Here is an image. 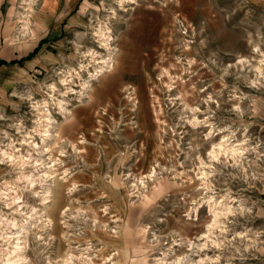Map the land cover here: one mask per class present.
<instances>
[{
	"label": "rangeland",
	"instance_id": "374dc122",
	"mask_svg": "<svg viewBox=\"0 0 264 264\" xmlns=\"http://www.w3.org/2000/svg\"><path fill=\"white\" fill-rule=\"evenodd\" d=\"M0 81V264H264V0H0Z\"/></svg>",
	"mask_w": 264,
	"mask_h": 264
},
{
	"label": "bare ground",
	"instance_id": "6f19581e",
	"mask_svg": "<svg viewBox=\"0 0 264 264\" xmlns=\"http://www.w3.org/2000/svg\"><path fill=\"white\" fill-rule=\"evenodd\" d=\"M130 2L131 3H133L134 2V0H130ZM101 30V29H100ZM102 31V30H101ZM101 31H100V33H99V31L97 32V33H99L98 35H99V37L100 38H102V42H106L107 41V38L109 37H106V33L104 34V33H101ZM104 32V31H103ZM111 39V38H110ZM105 44H103V46H104ZM106 46V45H105ZM110 51V50H109ZM112 51V50H111ZM113 52V51H112ZM110 54H112V53H110ZM94 58V57H93ZM112 58H110V55H109V58L108 59H106V60H104V61H102V63L100 62V67H98V68H96V72L95 73H91L90 74V77L93 79V80H96L101 74H103L104 72H106V69H109V68H112ZM81 67H83V66H81ZM90 78V79H91ZM92 80V81H93ZM65 81V80H64ZM87 81H89V79L87 80ZM66 82V81H65ZM64 82V83H65ZM67 83V82H66ZM83 86V90L85 91H83L82 93H80V98H83L84 96L86 97V94H87V92L86 91H88V89L90 88V83L89 82H85L84 83V85H82ZM74 92V91H73ZM86 93V94H85ZM75 94V93H74ZM62 103V102H61ZM47 104V103H46ZM63 104V103H62ZM61 104H59L58 106H60ZM66 106V105H65ZM38 108V110L40 109V107L38 106L37 107ZM64 108H66V107H61V111H62V109L65 111L64 113L65 114H67L68 113V115L70 114V110H68V109H64ZM46 109H47V107H46ZM44 110V109H43ZM42 110V111H43ZM40 111V110H39ZM46 112V113H45ZM42 113V112H41ZM45 113V114H44ZM42 115H44L43 116V118H44V120H45V125H44V122L42 121V124H40V127H46L47 128V130L45 129L44 130V132L42 133V148L44 149V147H46L48 144H49V142H51L52 140H53V138H55V137H57V135L56 134H54L55 132L54 131H52L51 129H55V126H56V122L52 119V117H51V114L49 113V111L47 110H45L43 113H42ZM41 115V116H42ZM43 120V119H42ZM39 121L41 122V120L39 119ZM58 127V126H57ZM39 131V130H38ZM40 136V137H41ZM225 141H223L222 143H220L219 145H218V147H217V149H213L212 150V152H211V155L213 156V158H216V156L218 155V153L220 154V152H225L227 149H226V145H228V144H226L225 145ZM28 144H31L32 145V147L34 148V149H39V148H41L37 143H34V142H30V143H28ZM30 145V146H31ZM49 146V145H48ZM216 147V146H215ZM229 148V147H228ZM230 149H231V147H230ZM229 149V150H230ZM218 150V151H217ZM237 151H238V149H236ZM44 151H47L48 152V150H44ZM228 152V151H227ZM235 152V151H234ZM233 151L232 152H230L231 154L232 153H234ZM229 153V152H228ZM234 156H235V154H234ZM28 161V160H27ZM26 163V162H25ZM41 165V164H40ZM43 166H42V168L44 169V172H43V174H42V176H41V178L44 180V182H45V185H46V183L49 181L50 182V184L49 185H47L48 186V188L46 189V192H45V194L43 195V193H42V201H43V205L45 206V208H46V206H48L51 202H52V200H51V198H52V196H53V192H52V188L55 186V181H53V176L50 174L51 172V170H52V167L53 166H48L47 164H42ZM26 177V176H25ZM32 177H34V176H32ZM154 176L153 175H148V176H145L144 178H150V179H152ZM28 178V177H27ZM29 178H30V176H29ZM35 178V177H34ZM33 178H31V179H26V180H28V181H30V183L32 184V183H34L35 181V179H33ZM141 185H143V187L145 188V183L143 182V180H142V182H141ZM33 187H35V185L33 184V186H32V188ZM18 199V198H17ZM14 200H16V199H14ZM17 201V200H16ZM214 219H213V221H212V223H210L209 224V226H208V230L207 231H210L211 229H213L215 226H217L218 225V222H219V218H220V215H221V213L222 212H216L215 210H214ZM44 213V212H43ZM42 213V214H43ZM66 213V212H65ZM64 215V214H63ZM52 223H53V221L52 220H48V224H51L52 225ZM13 224V226L15 227L16 226V224H14V222L12 223ZM27 227L26 226H22L21 228H20V230L18 231V233L17 234H20V236H18V237H20V238H18V241H17V243H15L14 244V246H13V248L12 249H6V252H5V256H6V259H3L4 261L2 262L3 264H22V262L23 261H25V256H24V253H25V250H26V246L23 244V241H22V238H24V240H25V238L26 237H21V235H23V234H25L24 232H26V234H27V229H26ZM16 234V235H17ZM207 236V233H205L204 234V236ZM9 238H11V237H9ZM1 255H3V254H1ZM4 256V255H3ZM1 263V264H2Z\"/></svg>",
	"mask_w": 264,
	"mask_h": 264
},
{
	"label": "trees",
	"instance_id": "16d2710c",
	"mask_svg": "<svg viewBox=\"0 0 264 264\" xmlns=\"http://www.w3.org/2000/svg\"><path fill=\"white\" fill-rule=\"evenodd\" d=\"M37 50H38V49H36V51H37ZM34 54H35V53H34ZM31 56H32V55H30L29 58H31ZM22 62H23V60H21V61H15V62H13V64H16V63H22Z\"/></svg>",
	"mask_w": 264,
	"mask_h": 264
},
{
	"label": "crops",
	"instance_id": "0c3cea01",
	"mask_svg": "<svg viewBox=\"0 0 264 264\" xmlns=\"http://www.w3.org/2000/svg\"><path fill=\"white\" fill-rule=\"evenodd\" d=\"M0 83H1V81H0Z\"/></svg>",
	"mask_w": 264,
	"mask_h": 264
}]
</instances>
